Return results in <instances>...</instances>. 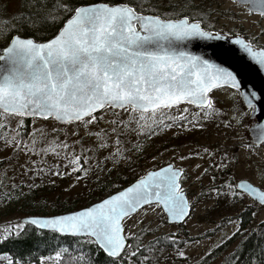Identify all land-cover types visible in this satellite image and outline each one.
I'll use <instances>...</instances> for the list:
<instances>
[{"label":"snow or ice","instance_id":"6c2138e0","mask_svg":"<svg viewBox=\"0 0 264 264\" xmlns=\"http://www.w3.org/2000/svg\"><path fill=\"white\" fill-rule=\"evenodd\" d=\"M233 3L246 5L249 15L255 13L264 19V0H233ZM218 15L220 13L212 0L207 3L205 0H179L177 3L168 0L167 4L163 0H132L131 4L128 0L118 4L104 0L89 4L54 0L51 6L49 0H22L21 11L14 17L15 23L9 19L0 28V40L3 41L0 43V150L10 148L12 160H18L21 152L24 154L25 160L19 167L30 182L12 183L7 193L0 194V199L8 203L13 192L18 197L26 196L38 187L37 178L63 177L71 172L82 174L76 175L74 185L91 171L90 167L81 166V160L87 164L100 152H108L103 162L97 161L101 171H104L102 164L108 162L113 167L123 162L133 170V154L144 150L140 137L149 140L166 128L187 130L189 127H202L197 122V114L189 119L185 115L188 110L179 109L181 103L200 108L204 120L218 116L208 93L219 87L239 92L241 87L238 74L230 70L235 58L231 45L238 46L264 71V46L259 44L264 28L255 36H244L231 29L225 32L222 28L216 29L212 22ZM49 29L52 31L47 37L42 35V31ZM194 40H230L231 44L227 47L223 44L204 45L212 48L211 57H208L186 49V44ZM240 95L246 101V110L233 105L229 120L223 121L226 128L242 125L245 118L254 116L256 112L253 103L256 92ZM118 110L126 113L123 119ZM170 110H175L176 115H172ZM106 112L111 117L109 120H104ZM9 117L16 118L14 128ZM34 117L51 119L65 127L33 129L27 134L29 139H25L21 135L23 120ZM102 120L110 127L96 132L90 130V125ZM258 127L261 129L258 139L252 143L241 140L230 148L217 146L215 152L207 148L189 150L186 155L172 149V163L145 169L144 174L127 187L78 211L30 216L10 225L6 235L15 232L19 237L26 231L25 225H31L75 237L80 246L73 249L76 252L75 264H94L91 254L84 251L83 246L88 244L95 246L97 252L102 250L106 254L105 264H161L162 260L175 264L178 258L185 264H207L221 245L239 234L243 242L251 236L257 237V242L247 255L242 251L243 243L238 242L228 253V264H264V218L251 230L241 227L244 213L253 208H264V191L246 180L236 183L225 180L219 186L215 183L207 186L212 199L230 198L234 208L239 205L232 214L235 219L232 216L221 217V221L234 227L231 232L223 233L219 243L209 246L199 258L189 256L193 242L180 235V231L191 219V213L200 202L199 196L204 193L201 191L191 201L187 198L186 189L181 185L188 184L189 171L175 163L192 157L203 160L207 156L209 167L220 172H227L229 166L240 163L242 159L250 167L256 145L264 141V123ZM49 132L54 134L50 139ZM61 134L64 139H59ZM132 135L136 139L125 148V138ZM85 138H93V144L85 147ZM41 143L45 146L38 147ZM73 146H78L82 152L90 151L93 156L81 157ZM49 153L57 159L63 157L70 166L69 170H62L58 164L48 165L44 156ZM32 156L37 159H32ZM152 159L154 161L156 156ZM191 169L193 182H199L208 174L207 168L199 171L200 164L192 165ZM197 171L199 175L195 174ZM258 178L264 179V170L258 171ZM8 179L0 172V188L6 186ZM210 179L215 181V176H210ZM48 182L55 183L51 179ZM245 195L253 197V201L245 203ZM138 210L142 214L133 225L135 231L124 232L123 221ZM150 215L159 223L148 220ZM255 215L256 212H251V216ZM165 222L175 224L177 230L152 235L145 242L144 237L158 232ZM215 227L220 228L221 225ZM4 238L0 236V239ZM68 251L61 246L54 253L56 260ZM3 257L7 264H27L28 260L26 257L13 260L7 253ZM39 259L43 264L52 257L40 256ZM221 264L225 261L222 260Z\"/></svg>","mask_w":264,"mask_h":264},{"label":"rangeland","instance_id":"374dc122","mask_svg":"<svg viewBox=\"0 0 264 264\" xmlns=\"http://www.w3.org/2000/svg\"><path fill=\"white\" fill-rule=\"evenodd\" d=\"M2 1V16H3V23L0 24V28L4 27L5 21L12 19V22L15 23L14 17L17 13L21 11V4L22 0H1ZM179 0H173V3H177ZM208 0H205L207 3ZM214 7H216L217 11L220 15L216 16V19L212 21L215 24L216 29H223L227 32L229 29L236 31V30H243L246 32L251 33L252 35H257L261 28H264V19H260L258 15L251 14L249 15L248 12L244 7L241 5H237L233 3V0H212ZM164 4L168 3V0H163ZM215 15V13H214ZM0 43H3L0 40ZM259 44L264 45V35L259 37ZM209 98L214 99V106L218 111V116H214L212 119L204 120L203 113L197 112L198 114V121L202 125V127H189L190 132L195 133L193 142L194 145H180L177 148H167L169 151L161 150L156 154H153L149 157L144 158L143 162L140 165L143 172L140 174H144L145 169L159 167L165 163H172L173 156H172V149H177L180 154H187L189 150L197 151L203 148H207L209 151L215 152L217 146H223L225 148H230L233 144H239L241 140L246 143L250 142V136L248 134V127L252 121H249V117L245 118L242 125L234 127V128H226L223 124V121L229 120L230 116L232 115V107L233 105H237L241 108L238 103L239 95L236 90L231 88H219L212 91L209 95ZM242 104V103H241ZM243 106V105H242ZM241 110H243L241 108ZM189 114L190 113H187ZM189 119L192 116H187ZM111 117L107 114L104 116V120H109ZM10 124L11 127L16 126V118H11ZM183 124V122H181ZM58 125L54 120H44L38 118H32L30 120L31 132L33 129H39L43 127L45 130H49L51 127H55ZM99 126L95 124L90 125L91 131H98V129L108 128L110 125L105 124L104 121H100ZM187 130L183 128H169L165 134L166 136H173V133L176 132H187ZM202 130V132H198ZM52 133L49 132V135ZM63 137V134H61ZM93 139V138H92ZM93 141V140H91ZM59 151H66L63 149H58ZM238 150V149H236ZM11 149L10 148H3L0 151V160L5 158H10L13 164L8 166L6 170H4V174L9 177L8 182L14 181L17 177L21 176L23 170L19 167L20 163L25 160L24 154L21 152L19 154L18 160L11 159ZM242 152V150H240ZM54 156V155H53ZM50 157V159H46L48 165H51L54 159L59 162L61 165L62 170L68 171V168L63 166V162H66L63 157L57 159V157ZM156 156V159L153 161L152 157ZM49 158V157H48ZM217 160L219 156L217 155ZM32 159H37L35 156H32ZM176 164H179L181 167H185L189 171V182L188 184H182V187L186 189V196L191 201L197 198L198 194L203 191L204 195L199 196V203L195 206V211L191 213V219L188 220L186 224L182 226L180 231V235H182L185 239L190 240L193 242V246L189 249V256L192 258H199L208 248L209 246H214L215 244L219 243V238H221L223 233H229L232 231L234 225L227 224L226 221H221V217H229L233 216V212L235 208H238L239 205H236L235 208L233 207V203H229L226 205L216 203L215 199L211 198V194L207 191V186L213 184L210 179L211 172L215 170L214 167H209L210 159L207 156H204L203 160L192 157L188 161L180 162L175 161ZM39 164V161H38ZM194 164H200L202 171L204 168L208 169V174L201 177L199 182L192 181V169L191 166ZM249 167L245 162L244 159L241 160L240 163L235 164L234 166H229L231 170L232 181L235 182L237 179H247L253 184L259 186L264 190V179L258 178V171L264 170V143L260 145H256V154L252 155L250 158ZM199 171L195 174L199 175ZM59 176H50L49 179L54 180L57 185L55 186L51 197L59 196L61 198L65 196H73L74 194L82 191L83 188V180L77 181L73 185V181L75 177L73 174H69L66 176L60 177ZM48 179V178H46ZM69 185H73L69 187ZM203 186V187H202ZM67 189V191H65ZM245 203H251L252 201L245 196ZM146 207V206H145ZM251 212H256V215L252 216V221L249 225H252L262 218H264V208H253L250 209ZM141 211L138 210L136 213L132 214L129 218L123 221L124 223V232L135 231L133 227L136 219L141 215ZM20 215H11L10 217H6L3 221H0V234L5 235L6 230L9 228L10 225H15L19 223ZM148 220H154L156 223H159V220L154 216H149ZM220 224V228H216L215 225ZM211 229V231H209ZM177 226L175 224H168L167 222L164 223L163 227L159 229L158 232H155L149 236H145V239L152 238V235H159L169 231H176ZM199 243H196V242ZM235 245V241L230 242L223 249L211 262L207 264H219L222 258L229 253ZM162 264H171V261L163 262ZM175 264H185L183 259H177Z\"/></svg>","mask_w":264,"mask_h":264},{"label":"trees","instance_id":"16d2710c","mask_svg":"<svg viewBox=\"0 0 264 264\" xmlns=\"http://www.w3.org/2000/svg\"><path fill=\"white\" fill-rule=\"evenodd\" d=\"M100 0H73L74 3L78 4H84L87 2H95ZM104 2H108L110 4L120 3L123 2V0H104ZM128 2L131 4L132 0H128ZM52 0H49V6H51ZM52 29H49L47 32L42 31V34H44L45 37H47ZM27 35V32L24 33ZM211 99V98H210ZM214 101V99H212ZM239 105L243 110H246L245 107L242 106L241 102H239ZM180 110L187 109L186 116H193V114H197V112L203 111L200 108H193L192 106L188 104H180L178 105ZM117 111V110H113ZM119 111V116L121 119H123L126 116V113H124L122 110ZM172 115H176L175 110H170ZM198 115V114H197ZM12 117H9L11 119ZM30 120L31 119H24L23 120V129L21 130V135L25 139H29L27 134L31 132V126H30ZM249 121H251L249 119ZM168 121H166L167 123ZM199 123V121H197ZM56 125L55 127H65L63 124ZM99 124V123H98ZM98 124H95L96 126H99ZM169 128L164 129L163 131H159L155 136H152L151 139L145 140L143 137H140V142L143 145V152L138 154H133V163L131 164V169L129 170V166L127 164H124L121 162L119 165L113 167V164L111 162L103 163L102 166L104 168V171H101L99 167H97V161L103 162V158L108 154L107 151L100 152L95 155V159H89L87 164L83 163V159L81 160V166L84 168H91V171L89 172L87 177L82 176L83 180V190L74 194L73 196H65L63 198L59 196L51 197L55 186L57 183L50 184L49 177H44L42 180L41 178L36 179V184L38 185L37 188L33 189L32 192L28 193L24 197H18V195L13 192L12 193V199L5 203L2 199H0V221H3L4 218L10 217L11 215H29V214H59L68 212L71 210H75L81 207H84L94 201H97L104 197L107 194H110L112 192H115L119 189H121L124 185L131 182L132 180L136 179L140 174L143 172L142 168H140L141 163L143 162L144 158L149 157L153 154L158 153L161 150L167 149V148H177L180 145H194V134L193 132H190V130H187V132H176V135H170L166 136L165 134ZM96 132V131H93ZM202 132V130L198 131ZM81 134H83V131L81 130ZM54 134L49 135V139ZM59 139H64L62 135H60ZM70 139H76V137H71ZM135 135H132L130 137L125 138V144L124 147L128 148L130 147V141L135 140ZM92 138H85L83 141V144L85 147H89L93 144ZM44 143H41L38 145V147H44ZM75 148V152L81 157L88 156L92 157V152H82L81 149L78 146H73ZM0 148H2V145H0ZM3 150V149H2ZM0 150V151H2ZM67 151V150H66ZM111 151V149H109ZM53 154L49 153L48 155L44 156V159H50ZM49 157V158H48ZM54 157V156H53ZM12 161L10 158H5L0 160V172L4 173V170L7 169L8 166H11ZM61 165L59 162H57L55 159L52 162V165ZM70 168V166L63 162V166ZM108 169H111L109 172ZM70 174L76 175H82L80 173L71 172ZM210 176H215V184L217 186L221 185L225 180H231V170L228 169L227 172H220L219 170L215 169L214 172L212 171ZM99 177V180L97 179ZM48 178V179H46ZM59 178V177H58ZM23 180L25 183H29L28 177L21 176L17 177L16 180L11 182H6V186L0 188V194L7 193L10 189V186L12 183L19 184L20 181ZM61 180V177H60ZM54 181V180H53ZM233 182V181H232ZM234 183V182H233ZM25 192H27V189H23ZM217 205L222 204L226 205L229 203H233V200L230 198H216L215 199ZM252 221L251 216V210L249 212L244 213L241 216V227L243 229L251 230L254 226L257 225V222L249 225ZM26 231L22 233L21 236L17 237L15 235V232H13L12 235H1L4 236V239H0V264H7V260L3 257L4 253H7L10 257L13 258V260L20 259L21 257L28 258L27 264H40V256L49 257L51 256L52 259L45 260L43 264H75L74 258L76 256V252L73 251V249L79 248L80 246L76 243L75 237L70 236H63L58 233H54L52 231H44L39 230L31 225H25ZM162 235V234H159ZM156 235V236H159ZM247 235V233H245ZM149 239H145V242H147ZM235 241V245H237L238 242L243 243V249L245 255H247L249 249L253 246L254 243L257 242V237L251 236L248 238L247 242H243L241 239V236L237 234L233 239L228 240L225 242L224 245H221L219 249L216 250L214 256L208 260L207 263L211 262L223 249L226 248L230 242ZM129 243L131 241H128ZM63 246L65 248H68L69 251L66 253H62L61 258L57 261L54 253L60 249V247ZM84 251L91 254L94 264H105L106 255L100 250L99 252L96 251V247L93 245H84ZM234 248V247H233ZM233 250V249H232ZM232 250L230 252H232ZM229 252V253H230ZM228 253L222 258L223 261H225V264H228L227 260ZM34 257V259H32ZM179 259V258H178ZM241 259L243 260L244 257L242 256ZM221 260V261H222ZM167 260H162L161 264L163 262H166ZM221 264V262L219 263Z\"/></svg>","mask_w":264,"mask_h":264},{"label":"water","instance_id":"95a60500","mask_svg":"<svg viewBox=\"0 0 264 264\" xmlns=\"http://www.w3.org/2000/svg\"><path fill=\"white\" fill-rule=\"evenodd\" d=\"M97 2H100V1H97ZM89 3H95V2H89ZM89 3H86V4H89ZM116 4H118V3H116ZM206 44L207 45L223 44V45H225V47H227L231 44V42H230V40L229 41L194 40V41L186 44V49L188 51L192 52L193 54H202L203 53V54H207L208 57H211L212 48L204 47V45H206ZM231 47L235 50V58L232 61L230 70H233L235 73L238 74V83H240V85H241L238 94H239L240 100H241L242 104L244 105V107H246V101L244 100L243 96L240 95V93L247 94L251 91L256 92V98L253 100V103L256 105V112H255L254 116L249 117L250 119L253 120V122L248 127V134L250 136V142L252 143L258 139L259 133L261 131V129L258 127V125L264 123V71H261L259 65L255 64V62L251 61L248 58V56L246 54H244L238 48V46L231 45ZM215 62L220 63L219 60H215ZM224 66L228 67L229 65H224ZM192 106H194V105H192ZM262 143H264V141H261L257 145H260ZM163 166H165V164H163L159 167H163ZM134 180L127 183L123 187H127L130 183L134 182ZM240 180H246L247 182H250L247 179L239 178L235 181V183L239 182ZM250 183L254 187H258L260 190L264 191L263 189H261L259 186L255 185V184H253L252 182H250ZM112 193H114V192H112ZM249 198H251V200L253 201V197H249ZM96 202H98V200L94 201L93 203H96ZM91 204L86 205V206H90ZM86 206H84V207H86ZM78 210H80V208L72 210V211H78ZM69 212H71V211L59 213V214H51V215H63V214H67ZM51 215H46V214H44V215H39V214L24 215V216L20 217L19 221L25 220L26 218H28L30 216H51ZM33 227L36 228V226H33ZM39 230H41V229H39ZM44 231H50V230L44 229ZM60 235H62V234H60ZM63 236H70V235H63ZM70 237H72V236H70Z\"/></svg>","mask_w":264,"mask_h":264},{"label":"flooded vegetation","instance_id":"af4514ba","mask_svg":"<svg viewBox=\"0 0 264 264\" xmlns=\"http://www.w3.org/2000/svg\"><path fill=\"white\" fill-rule=\"evenodd\" d=\"M52 2H54V0H52ZM240 5L242 7H244L246 9V11H247V6L246 5H243V4H240ZM1 14H2V1L0 0V24L3 23V16ZM253 14H255V13H253ZM255 15H258V14H255ZM234 32L240 33L241 35H244V36H254L251 33L243 31V30H236ZM42 35H44V34H42ZM260 45L264 46L262 44H260Z\"/></svg>","mask_w":264,"mask_h":264}]
</instances>
